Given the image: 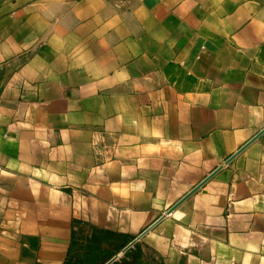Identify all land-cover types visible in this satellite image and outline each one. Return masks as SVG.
Instances as JSON below:
<instances>
[{
	"label": "crops",
	"instance_id": "1",
	"mask_svg": "<svg viewBox=\"0 0 264 264\" xmlns=\"http://www.w3.org/2000/svg\"><path fill=\"white\" fill-rule=\"evenodd\" d=\"M0 264H264V0H0Z\"/></svg>",
	"mask_w": 264,
	"mask_h": 264
},
{
	"label": "water",
	"instance_id": "2",
	"mask_svg": "<svg viewBox=\"0 0 264 264\" xmlns=\"http://www.w3.org/2000/svg\"><path fill=\"white\" fill-rule=\"evenodd\" d=\"M230 159H231V158H229L228 162L230 161ZM209 177H210V176H209ZM195 189H197V187H196ZM136 241H137V240L132 241L128 246L125 247V250L128 249L129 247L133 246V245L135 244Z\"/></svg>",
	"mask_w": 264,
	"mask_h": 264
}]
</instances>
